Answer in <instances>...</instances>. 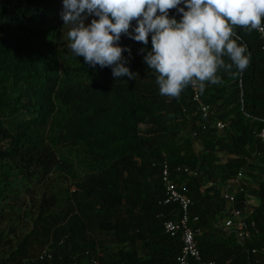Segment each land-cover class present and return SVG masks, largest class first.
<instances>
[{
    "label": "trees",
    "instance_id": "16d2710c",
    "mask_svg": "<svg viewBox=\"0 0 264 264\" xmlns=\"http://www.w3.org/2000/svg\"><path fill=\"white\" fill-rule=\"evenodd\" d=\"M178 8L169 17L180 20ZM63 12V0H0V264H176L183 242L166 234L164 222L181 209L164 204L165 165L192 200L203 260L264 264L259 35L234 28L250 63L243 72L218 70L221 82L199 89L210 106L204 117L191 85L179 97L160 94L145 62L152 34L147 45L122 34L121 62L135 75L116 78V65L75 55ZM13 171L21 185L9 192L2 182ZM239 180L248 212L244 194L234 204L224 198ZM233 209L256 222L245 243L224 226ZM33 213L31 230L19 231Z\"/></svg>",
    "mask_w": 264,
    "mask_h": 264
},
{
    "label": "clouds",
    "instance_id": "9594fccd",
    "mask_svg": "<svg viewBox=\"0 0 264 264\" xmlns=\"http://www.w3.org/2000/svg\"><path fill=\"white\" fill-rule=\"evenodd\" d=\"M184 4V7L179 5ZM62 19L70 26L69 47L93 66L116 65V78L134 73L122 61V34L147 45L145 62L157 75L162 96L179 97L189 85L203 92L206 82L219 84L218 70L233 66L243 72L250 59L246 47L234 39V28L264 33V0H63ZM178 8L182 18H170ZM95 15L86 26L82 14ZM137 21L134 34L129 33ZM143 51V50H142ZM231 63H225L222 57Z\"/></svg>",
    "mask_w": 264,
    "mask_h": 264
},
{
    "label": "built area",
    "instance_id": "2783aa9c",
    "mask_svg": "<svg viewBox=\"0 0 264 264\" xmlns=\"http://www.w3.org/2000/svg\"><path fill=\"white\" fill-rule=\"evenodd\" d=\"M170 18H176L178 20V17L176 15H172ZM252 31H255L259 35L260 41L262 43L261 50L264 53V33H261L258 30ZM191 89L194 94V102L199 105L204 117H208L210 106L202 102L199 94V87L191 86ZM215 126L218 131H222L225 129V124L221 121H218ZM258 138L261 143L264 144V129L259 132ZM185 172H187V170H185ZM163 183L166 194L164 204H175L178 205L181 209V213L176 220H169L164 222V229L166 234L173 238L180 237L183 242V249L181 251V254L177 257L176 264H215L211 261L203 260L201 251L198 248L195 239L198 231L193 228V223H196L198 221V218L196 217L192 219L190 212L192 200L177 189L175 183L170 178V172L167 165H165L163 169ZM238 184L239 185L234 188L235 193H224V198L231 204H234L237 201L236 193L244 194L245 198L243 203L246 207V211L248 212L250 201L247 196V189L240 183ZM247 218L248 217H245L243 210L233 209L230 213V216L223 222L225 228L231 230L240 243H245L246 241L252 239L254 234L258 232L256 222ZM44 256L51 258L48 250H45L43 252L42 257ZM92 263L100 264L97 259H94Z\"/></svg>",
    "mask_w": 264,
    "mask_h": 264
},
{
    "label": "rangeland",
    "instance_id": "374dc122",
    "mask_svg": "<svg viewBox=\"0 0 264 264\" xmlns=\"http://www.w3.org/2000/svg\"><path fill=\"white\" fill-rule=\"evenodd\" d=\"M83 17H86V19L84 20L85 22V25L88 26L91 24V21L93 19H98V17H96L95 15H88L87 13H84L82 15ZM67 33L68 34V31L70 30V26L67 25ZM68 36V35H67ZM68 38V37H67ZM56 140V138H54ZM4 181L2 182V184L4 183H8L10 186H9V192L11 190H17V187L21 185L20 183V179L17 177V173L15 171L11 172L9 176H7L6 178L3 179ZM238 183L242 184V182L239 180ZM249 188V190L252 188H255V186H253L252 184H249L247 186ZM32 218H35V214L33 213L31 215L30 218L28 219H24L23 222L21 224H19V231L23 230V232H28V230H31L32 228ZM3 227H7V224H3Z\"/></svg>",
    "mask_w": 264,
    "mask_h": 264
}]
</instances>
